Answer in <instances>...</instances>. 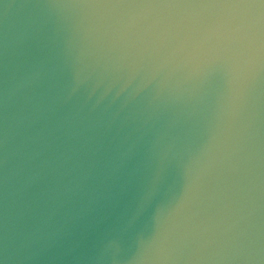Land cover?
<instances>
[{
	"label": "water",
	"instance_id": "95a60500",
	"mask_svg": "<svg viewBox=\"0 0 264 264\" xmlns=\"http://www.w3.org/2000/svg\"><path fill=\"white\" fill-rule=\"evenodd\" d=\"M0 264H264V0H0Z\"/></svg>",
	"mask_w": 264,
	"mask_h": 264
}]
</instances>
